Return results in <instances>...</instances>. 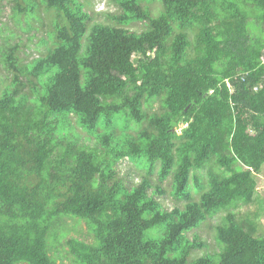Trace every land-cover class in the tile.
Here are the masks:
<instances>
[{
    "label": "trees",
    "instance_id": "16d2710c",
    "mask_svg": "<svg viewBox=\"0 0 264 264\" xmlns=\"http://www.w3.org/2000/svg\"><path fill=\"white\" fill-rule=\"evenodd\" d=\"M11 1L29 29L45 25L41 5L53 13V46L28 64L19 44L2 52L0 264H57L49 239L66 217L94 239L67 241L76 264H264V236L234 213L264 167V41L248 29L264 30V0H159L158 16L117 0L120 24L147 29L96 24L87 44L77 0ZM127 161L145 171L136 186L120 177ZM224 213L219 253L195 258L205 244L190 234Z\"/></svg>",
    "mask_w": 264,
    "mask_h": 264
},
{
    "label": "rangeland",
    "instance_id": "374dc122",
    "mask_svg": "<svg viewBox=\"0 0 264 264\" xmlns=\"http://www.w3.org/2000/svg\"><path fill=\"white\" fill-rule=\"evenodd\" d=\"M77 2L84 6L85 12L90 16V21L88 23L89 30L87 36L84 38V44H87L91 28L96 24L120 26L137 33L145 31L148 27L146 22H134L126 25L120 24L116 20V17H120L123 12L117 3V0H77ZM13 5L14 3L11 0H4L0 3V94L7 85H10L13 78V75L5 70L2 61V52L7 46L16 44L20 45L21 49L17 54L23 64H28L33 59L45 55L47 53V48L53 46V43L49 41V32H51L50 23L53 19V13H46L45 7L41 5L38 14L44 18L45 25L40 26L35 20H32L30 22L32 28L29 29L25 17L22 16L20 22L13 17ZM142 5L149 7L154 16H158L162 11V4L159 0H144ZM38 27H40V30H38ZM248 29L253 40L262 39L264 41L263 26L258 20H249ZM43 42H47V46L43 44ZM180 130L181 129L178 131ZM76 131L81 139L85 140L87 145L94 147V141H89L87 139V134L82 129L77 128ZM208 170L209 168L200 173L204 182H206ZM119 173L120 177L124 178L125 183L132 187L140 183L145 171L139 169L136 164L127 161L119 166ZM256 177L258 181V190L255 196V201L250 205L240 206L234 210V213L237 214L238 219L244 223L243 225L248 226V222L254 223L256 227V236L261 237L264 236V167ZM157 181L158 180H156V183ZM163 188L167 194L164 197H161V201L166 209L173 210L179 206L183 207L184 203L180 202V205L170 194V191L172 190L171 178L164 183ZM197 198L198 197L196 196V199ZM225 215L226 213L221 214L219 217L212 220H208L207 223L190 234L191 238H194L196 235L199 236V241L205 244V247L194 253L195 258L206 254L219 253L220 246L216 241L215 229L216 226L220 224L221 218ZM58 224L59 226L57 227V230L52 231V234H57L54 244L52 242V236L49 239L50 255L53 258H56L57 264H76L73 257L69 254L67 241L74 238L87 243H93V236L89 232L87 224L83 221L66 217L62 218ZM60 229L62 233L60 234L61 237H59Z\"/></svg>",
    "mask_w": 264,
    "mask_h": 264
}]
</instances>
